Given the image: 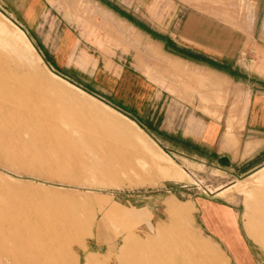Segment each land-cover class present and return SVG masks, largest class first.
Masks as SVG:
<instances>
[{
  "label": "rangeland",
  "instance_id": "1",
  "mask_svg": "<svg viewBox=\"0 0 264 264\" xmlns=\"http://www.w3.org/2000/svg\"><path fill=\"white\" fill-rule=\"evenodd\" d=\"M12 1L0 2V69L9 95L3 106H16L14 122L0 136V214L16 223H0L15 230L0 234V264H238L231 254L237 250L264 264V148L236 168L162 149L132 119L128 88L73 67L85 63L95 70L101 60L113 66L120 53L141 54L146 46L153 52L147 37L106 13L94 16L83 4L73 20L84 33L74 36L66 63L72 67H66L58 53L66 26L59 14L67 21V13H77L56 5L34 30L11 14ZM143 4L151 36L167 30L184 38L193 16L227 25L253 20L252 1ZM186 80L192 85L195 79ZM154 82L170 92L169 82L177 81ZM20 226L40 232L30 235Z\"/></svg>",
  "mask_w": 264,
  "mask_h": 264
},
{
  "label": "crops",
  "instance_id": "2",
  "mask_svg": "<svg viewBox=\"0 0 264 264\" xmlns=\"http://www.w3.org/2000/svg\"><path fill=\"white\" fill-rule=\"evenodd\" d=\"M5 1L0 0L3 6ZM245 1L253 3V20L249 25L241 24L240 17L235 21L237 25H227L211 17L193 16L189 17L187 29L183 31L184 38L182 33L167 30L156 31V36L147 34L151 26L145 19L143 0H130L129 3L117 0H13L9 10L13 15H22L26 26L34 30L41 27V17L47 10L57 12L56 5L59 9L77 13L75 16L67 13L66 19L70 22L59 14L66 26L62 30L58 53L66 67H72L66 63L71 58L69 53L76 41L74 36L84 33V27L81 26L83 32H80L79 25L73 20L81 17L79 12L83 11V4L93 9L94 16L106 13L113 20L122 22L132 34L147 37L154 44L153 52L146 46L141 54L129 55L130 59L125 52L120 53L113 66L101 60L95 70L85 63L73 67L84 74L99 75L97 80L104 84L119 83V89L128 88L132 119L162 149L172 150L188 161L205 165L221 163L236 168L244 161L252 160V154L260 147L264 148V0ZM225 10H228L227 6L219 16H223ZM52 16L49 21L54 23L56 17ZM153 36L156 41L150 39ZM168 42H173L172 47H168ZM185 79H195L192 85L186 80L187 90ZM163 80L177 82H169L170 92H166L154 82ZM173 85L177 87L173 88ZM255 144L260 146L251 152L250 148ZM257 235L250 226V236L259 241ZM231 254L238 259V264L253 263L243 258L238 250L237 254Z\"/></svg>",
  "mask_w": 264,
  "mask_h": 264
},
{
  "label": "bare ground",
  "instance_id": "3",
  "mask_svg": "<svg viewBox=\"0 0 264 264\" xmlns=\"http://www.w3.org/2000/svg\"><path fill=\"white\" fill-rule=\"evenodd\" d=\"M2 72L3 71H1V69H0V136H6V132H7V130H8V128H9V126H11L12 125V123L14 122V118H13V116H15V113H13V109H14V107L16 108V106L14 105V107H7V108H5L3 105H4V103H3V98H8L9 97V95L7 94V84H6V78H5V76H3L2 75ZM5 222H8V223H10V225L11 226H13V224L12 223H16L14 220H10V219H4V216L2 215V214H0V223H2L1 225H3V223H5ZM9 225V226H10ZM46 226V225H45ZM47 226H48V224H47ZM3 227V226H2ZM1 226H0V234H2V236L3 235H7V234H9V233H15V230L12 228V229H10V232H8V230H5V229H3ZM49 227V226H48ZM10 228V227H9ZM20 228V231H22V232H24V233H27V232H29L28 234H30V235H33V234H37V233H39L40 231H39V228L38 227H33V228H30V229H26V228H23V227H19ZM50 228H51V226H50ZM48 229V228H47ZM44 231H45V228H44ZM52 231H55V230H53V229H51V233H52ZM57 232V231H56ZM44 233H46V232H44ZM50 233V232H49ZM28 234H26V235H28ZM47 234V233H46ZM49 235H51V234H49ZM55 235H57L56 233H55ZM38 236V235H37ZM38 238V237H37ZM4 239V238H3ZM43 240H45V238H42ZM41 239V240H42ZM76 239H78V238H75L74 239V241L76 240ZM55 240V239H54ZM31 241V240H30ZM46 241V240H45ZM56 241V240H55ZM67 241V240H66ZM33 242V240L31 241V243ZM37 242V241H36ZM49 242V241H48ZM47 242V243H48ZM57 242H58V240H57ZM57 242H56V244H57ZM7 243H10V241L9 242H7ZM34 243V242H33ZM42 243V242H41ZM69 243V242H68ZM37 244V243H36ZM50 244V243H49ZM4 245V244H3ZM31 245V244H30ZM38 245V244H37ZM44 245V244H43ZM53 246V245H52ZM72 246V245H71ZM10 247V246H9ZM21 247V246H20ZM60 247V246H59ZM5 248V247H4ZM53 248V247H52ZM30 249V248H29ZM41 249H42V247H41ZM44 249V248H43ZM43 249H42V251H43ZM61 249V248H60ZM71 249V248H70ZM7 251V250H6ZM30 251V250H29ZM40 251V250H39ZM41 251V252H42ZM12 252H13V250H12ZM14 254V253H13ZM52 254V253H51ZM54 254V253H53ZM52 254V255H53ZM11 255V254H10ZM5 256H7V254L5 253ZM12 256V255H11ZM13 257H15V256H13ZM47 257V256H46ZM51 257V256H50ZM65 257V256H64ZM53 258V257H52ZM16 259V258H15ZM53 259H55V258H53ZM99 260V259H98ZM46 261H48V259L46 260ZM78 261V260H77ZM9 262V261H8ZM16 262V261H15ZM85 262V261H84ZM111 262V261H110ZM19 264V263H18ZM49 264V263H48ZM59 264V263H58ZM62 264V263H61Z\"/></svg>",
  "mask_w": 264,
  "mask_h": 264
}]
</instances>
